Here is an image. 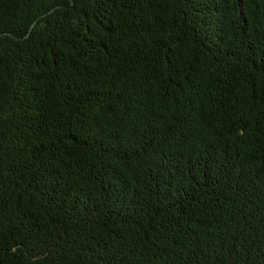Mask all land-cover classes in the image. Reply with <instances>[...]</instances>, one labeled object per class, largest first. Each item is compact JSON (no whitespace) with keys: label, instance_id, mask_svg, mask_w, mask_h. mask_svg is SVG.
<instances>
[{"label":"trees","instance_id":"obj_1","mask_svg":"<svg viewBox=\"0 0 264 264\" xmlns=\"http://www.w3.org/2000/svg\"><path fill=\"white\" fill-rule=\"evenodd\" d=\"M0 264H264V0H0Z\"/></svg>","mask_w":264,"mask_h":264},{"label":"water","instance_id":"obj_2","mask_svg":"<svg viewBox=\"0 0 264 264\" xmlns=\"http://www.w3.org/2000/svg\"><path fill=\"white\" fill-rule=\"evenodd\" d=\"M33 26V25H32ZM32 28V27H31Z\"/></svg>","mask_w":264,"mask_h":264}]
</instances>
